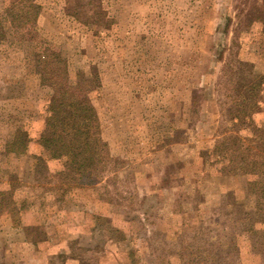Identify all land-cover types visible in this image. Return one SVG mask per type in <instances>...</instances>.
Returning <instances> with one entry per match:
<instances>
[{
  "label": "rangeland",
  "instance_id": "rangeland-1",
  "mask_svg": "<svg viewBox=\"0 0 264 264\" xmlns=\"http://www.w3.org/2000/svg\"><path fill=\"white\" fill-rule=\"evenodd\" d=\"M21 1L0 0V264H264L243 161L263 152L264 0H34L35 38L18 40L31 28L5 11ZM48 46L71 83L93 80L108 158L85 186H54L38 143ZM251 82L259 107L239 122ZM18 129L26 149L9 151Z\"/></svg>",
  "mask_w": 264,
  "mask_h": 264
},
{
  "label": "trees",
  "instance_id": "trees-1",
  "mask_svg": "<svg viewBox=\"0 0 264 264\" xmlns=\"http://www.w3.org/2000/svg\"><path fill=\"white\" fill-rule=\"evenodd\" d=\"M25 1V2H24ZM18 4H11L6 9V16L11 27L17 31L29 32L20 34L18 40L34 39L35 21L40 14V5L34 0H24ZM73 15H77L74 13ZM25 27V28H24ZM31 31V32H30ZM31 33V34H30ZM5 31L0 24V39L5 37ZM34 62L36 71L40 76V81L52 88V93L48 101V115L44 122V128L38 138V143L44 150L47 160L54 163L55 170L50 171L54 181V186L64 181L69 184L85 186L91 184L93 177L99 173L103 167V161L108 158L105 144L101 137V125L95 107L91 103L88 93L94 86L93 80L87 81L80 73L74 83L68 78L67 63L60 52L43 47L35 52ZM258 84L251 82L243 83L235 88L237 94H243L239 106L243 110L233 113V118L239 122L245 121L258 105L257 96ZM241 111L242 115H239ZM251 117V116H250ZM248 117V118H250ZM249 130H254L248 122ZM249 140L255 146H263L260 160L251 159L244 156L246 167L253 169V173L259 174L249 182V192L255 196V208L261 209L259 223L264 224V130L251 136ZM28 138L26 133L17 130L12 141L8 144V150L13 152L25 151ZM25 148V149H24ZM24 149V150H23ZM38 162L46 167V160L40 155H33ZM242 161V162H243ZM50 163V162H49ZM37 171L42 172V168L35 166ZM51 182V181H50ZM52 183V184H53Z\"/></svg>",
  "mask_w": 264,
  "mask_h": 264
}]
</instances>
